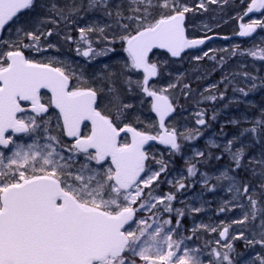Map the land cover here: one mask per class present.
<instances>
[{"label": "snow or ice", "instance_id": "1", "mask_svg": "<svg viewBox=\"0 0 264 264\" xmlns=\"http://www.w3.org/2000/svg\"><path fill=\"white\" fill-rule=\"evenodd\" d=\"M208 2L217 3V0ZM130 3L135 5L129 9L132 15L124 17L119 7L114 13L106 10L105 14H114L118 24L120 19H127L135 25L134 30H129V24H120L127 34L119 39L127 45L124 49L128 55L125 69L142 73V79L128 77L126 84L129 92L135 86L144 97L151 98L150 110L156 114L158 122L145 127H158L156 135L125 122V113L133 105L123 103L118 95L112 98L113 110L106 114L98 107L102 88L88 85L82 74L78 76L67 65L53 66L52 60L38 62L25 55V49L42 51L41 44L53 35L52 29L26 30L19 26L15 28V40L0 41V45L8 49L0 51V146L10 153L5 155L0 150V264H204L203 249L190 248L186 243L195 237L197 228L191 230V236L180 231L185 213L173 208L175 194L153 195V185L158 187L167 165L161 161L158 162V171L147 168L149 155L144 146L149 141L159 140L179 152L181 137L194 140L202 135L198 129H186L180 133L175 127L166 126V119L176 111L167 94L174 85L159 89L150 87L149 81L160 74V67L150 60V53L153 49H166L172 57H180L186 49L203 45L212 37H188L186 14L193 9L181 0H130ZM106 5L107 0L88 2V8ZM36 7V0H0V32L11 31L22 13ZM198 7L205 9L204 0ZM156 9L159 11L154 12ZM262 9L264 0H250L245 15ZM49 11L68 19L63 9L53 6ZM75 11L78 9L73 7L68 13ZM107 27L98 24L80 27L76 42L83 47L76 48L77 54L93 60L114 51L94 46L97 40H108ZM258 28H264V20L241 24L239 35L250 36ZM65 39L72 40L73 37L69 35ZM47 47L55 48L56 45L49 43ZM247 54L264 60V48L250 49ZM203 55L208 56V52ZM230 55H237V50ZM202 58L197 56L194 59ZM112 75L114 73H109L105 79L110 80ZM243 75L250 77L247 72ZM250 79L253 83L249 90L256 88V77ZM224 80L227 81L228 77ZM42 89L51 94L47 102H42ZM235 90L248 95L244 88ZM223 95L220 93V98ZM206 99L215 101L217 96L210 95ZM25 101L30 102L29 107L22 105ZM50 106L58 109L54 127L52 117L44 118ZM29 111L32 114L26 115ZM204 117L203 110L197 113L196 123L207 126ZM86 121L91 126L87 132H82ZM137 123H141L139 118ZM258 130L264 136V119L256 121L252 128L244 129L240 136ZM122 133L130 134V138L122 139ZM16 134L27 135L32 142L21 143ZM63 137L73 138L72 143L64 144ZM239 141L240 137H233L223 145L214 140L208 143L222 147L223 153L238 169L247 147L243 144L235 147ZM205 155L203 151L195 153L196 157ZM80 156L83 163L78 160ZM255 162L264 169V159ZM187 171L190 176H195V164H191ZM229 171L232 169H226L217 180L231 181L232 187L228 190L234 191L237 197L246 196L254 220L258 211L254 190L250 193L248 183L237 185L236 178L230 176ZM261 176L264 178V171ZM177 183V190L185 188L184 183ZM260 188V195L264 196V183ZM220 210L224 211V208ZM260 211L264 213V208ZM172 214H175V222ZM249 219V213H245L243 219L233 223L244 224ZM261 227L264 229V220ZM199 229L217 231L208 225H200ZM260 235L259 240H247V243L264 246V230ZM219 236L225 242L215 241L218 247L210 252L215 259H209L208 264H234L231 240L246 239L244 233L240 232L229 240V227L225 226ZM257 260L264 264V256H258Z\"/></svg>", "mask_w": 264, "mask_h": 264}, {"label": "rangeland", "instance_id": "2", "mask_svg": "<svg viewBox=\"0 0 264 264\" xmlns=\"http://www.w3.org/2000/svg\"><path fill=\"white\" fill-rule=\"evenodd\" d=\"M36 2L37 7L34 10L27 11L23 15L19 16L18 23L13 25V29L11 31L5 29L1 41L15 40L17 38L15 35V28L19 26H23L26 30H33L37 27H39L42 31L52 29L53 35L48 37L47 40L43 41L41 44L43 50L40 52H36L34 50L30 53V56H28L29 58L45 63L49 62V60H52L54 66L67 65L71 70H74L78 76L82 74L84 79L88 82V85L95 86L98 89L102 88L103 91L99 93V106L102 111L106 112V114L113 110V104L111 101L114 95H118L123 103L133 105V107L127 110L125 113L126 123H133L141 130L147 128L145 125H153L155 123V119L153 118L152 112L150 110V101L144 97L135 86H133L132 91L129 92L128 85L126 84L128 77H131L133 80L142 79V75L139 72H132L125 69L124 64L128 60V55L127 52L124 51L125 46L119 45L123 42V40L119 39V37L122 36L121 34H123V29L120 27V24H125V22H127V24L131 23L126 19H120L118 24V18L114 14L113 16L115 17V22L111 23L112 16L106 15L100 9L109 8V11L114 13L117 7H119V10L123 12L124 17H127L132 15L129 9L130 7H135V5H132L130 0H107L106 6L89 8L88 12L80 14L78 19L74 17L73 22L72 16L68 15V19L56 17L57 13L55 11L49 10L55 6L57 9H63L67 15V6H72L78 9L80 6L87 4L83 3L85 0H37ZM58 2L60 5L63 4V7H59ZM200 2L201 0H181V3H185L193 9L192 12L187 13V17H190L192 22L191 24H188V29L190 28L192 30H197L202 33V36L204 34L211 33L220 27L226 28L232 24L234 20L236 21V18L239 14V12L234 13V8L230 4V0H217V3H210L208 0H204L205 9H199L198 5ZM41 5H43V7H41ZM153 11L158 12L159 10L156 9ZM255 19L264 20V14L261 17ZM41 20L46 22L40 23ZM53 20L57 21V23L53 24ZM59 20H65L67 24L66 26L68 28L63 27L62 30L60 27L57 28L56 26H58L60 23ZM89 24H98L101 27H104L105 25L109 26L105 31V34L108 36V40H97L95 44L99 42L98 44L100 47V43L108 42V45H111L109 48L113 49L114 51L109 52L106 56H98L93 60L77 54L76 48L78 46L83 47L82 44L78 45L76 42L79 39L78 29ZM72 28L74 31H76V35L74 41H72V44L70 45L68 44V40H66L65 37L71 33ZM117 33L120 36H116ZM49 43L56 45V47L48 48L47 44ZM255 48H264V28H259L258 34L247 42H240L237 40L212 41L200 51L190 53L187 60L194 61L196 60L194 58L197 56L203 57L199 61L206 60L207 56L203 55L205 52H208V57L212 55L215 56V58H221L224 55H229L233 57L234 62L231 66L237 71L244 73L247 72L249 74L251 73L252 75L250 74V76L253 77L264 76L262 60L252 57L248 54H243V52L248 53V50ZM234 49L237 50V55H230ZM6 50H8L6 47L0 45V51ZM249 58H253V60H255L252 64L256 67H251L249 65ZM55 61H60L63 63L57 64ZM163 63L169 71V63L165 61ZM105 65H107V68H105ZM109 73H114V75L111 76L110 80H107L105 77H107ZM240 74L243 75V73ZM176 76L179 77V74H176ZM226 76L229 77V82L226 84L227 87L225 88V92L228 87H231L234 90L233 92H235V89L237 88H244L245 91L248 92V95L245 96L242 93L236 91V95L231 96L227 100L228 103H226V105L221 103V108L219 110L216 108H212V110H218L219 116H221L219 120L221 123H233L235 121L234 124H236L253 121L255 116L250 113L248 108L256 110V113L258 112L259 115V110H262L263 105L261 102H259L258 98L250 99V96L255 90V88L249 90L251 86L249 81L251 79H247L244 75L242 78L236 79L232 76H229L228 72L224 75V77ZM165 78L168 79L169 74H167ZM75 83L76 81H73V84ZM110 88L113 89V91H109ZM117 90L121 93H117ZM44 100L47 101L48 98L44 97L43 95V101ZM142 100L143 103H141ZM240 102H242L244 105H242ZM243 106H245V110ZM197 113L199 112H182L178 114L175 119L169 122V127H175L180 133H184L186 129H198L202 135H199L194 140H185L183 137H181L178 140L181 144V149L179 152H176L175 150L152 147L148 152L149 160L147 168H150L152 171H158L160 168V164L158 162L161 161L167 165V171L161 174L158 187L153 185V195L161 196L168 193L175 194L176 199L172 201L173 208L182 209L185 213L184 217L181 218L180 231L185 236H191V230L194 227L197 228L195 237H193L191 241H186V243L190 248H202V259L204 260V264H208L209 259H215L214 257L210 256L211 249L218 247L215 244V241L221 240L222 238L219 235H215L216 232L212 231H202L203 235H201V229H199V226L206 224L208 226H212V216L215 209L220 208L221 205H224L231 212L235 207L234 204L239 201L240 197H237L234 191L230 192L228 190L230 187H232L231 181L226 179L217 180V177H219L226 169L215 168V166L212 167L210 161L208 162V168H202L200 163L201 157L195 156L197 151L205 152L204 148L206 147L214 148L208 143L209 140H214L216 144H221V140L227 141V139H225L226 135L224 133L223 135L216 132L203 133L201 125L196 123ZM31 114L32 113L30 111L26 113V115ZM56 115L57 114L55 113L49 115L53 119V127L55 126ZM49 116L45 117V119H47ZM137 118H139L141 123H137ZM238 137L242 138L243 136L238 135ZM19 138V142L21 143L32 142V139L27 135L21 136ZM125 139H127V137ZM240 141L243 142L242 140ZM62 142L64 144L72 143V141H69L66 137L62 138ZM0 150H3L5 155L10 154L7 149L0 148ZM78 160L80 163L84 162L82 156L78 157ZM191 164H195L196 166L197 173L195 176H190L188 174L187 169ZM228 174L233 176L231 171H229ZM205 180H207V183H205ZM169 181H171V183H169ZM177 182L184 183L185 188L177 190ZM235 182L237 185H240L236 180ZM208 194H211V197L208 198ZM193 208H200L201 211L193 212L191 211ZM222 208H224V211L220 210L221 214L226 211L225 207ZM172 216L173 221L175 222V214H172ZM205 218L207 220H211L212 222L207 221L206 224H204L203 220H205ZM227 227H229L228 239L231 240L233 237L231 233L233 227L231 225H227ZM199 235L203 236V238L206 237L207 240L203 241ZM175 238L176 237H174V239ZM234 241L235 240H231L233 245ZM224 242L225 241H221V244Z\"/></svg>", "mask_w": 264, "mask_h": 264}, {"label": "trees", "instance_id": "3", "mask_svg": "<svg viewBox=\"0 0 264 264\" xmlns=\"http://www.w3.org/2000/svg\"><path fill=\"white\" fill-rule=\"evenodd\" d=\"M248 1L249 0H230V4L234 8V13L242 12L243 10H245ZM88 2L89 0H85V2L83 3L87 4L80 6V8H78V11L72 12L71 14L68 13V10L73 7L67 6V15L72 16L73 22L74 17L78 19V16H80V14L88 12ZM58 6L63 7V4L60 5L58 2ZM100 9L103 11V13H105L106 10L109 11V8ZM56 17L60 16L56 14ZM114 19L115 17L112 15L111 23L115 22ZM59 21L60 23L58 26H56L57 28L60 27V29L62 30L63 27H67L65 20ZM187 23H192L190 17H188ZM125 24H127V22H125ZM134 27V23L129 24V30H134ZM231 28L232 25L227 26L225 29L229 30ZM188 30L190 35L193 37L197 38L202 36V33L197 30H192L190 28ZM122 31L123 34L121 35L127 34L124 30ZM69 35L73 37L72 40H68V44L71 45L72 41H74L75 39L76 31H74L72 28ZM206 35L207 34H204L203 36ZM116 36L120 35L117 33ZM25 43H27V41H25ZM98 43L95 44V47L98 49L105 47L109 48V46H111L108 45V42H102L100 43L101 46L99 47ZM119 45L124 46L125 41H123L122 44ZM32 50L33 49H25L24 51L26 54H30ZM243 54H247V52H243ZM188 56L183 57L181 60H174L164 53L157 52L154 53L151 58L152 62L157 63L160 67L159 77L157 80H155L153 87L159 89L167 88L170 84L174 85V87L169 88L167 94L177 108V115L182 112L192 111L195 113L203 110L205 112L204 118L207 120V126H201V129H203V133L216 132L222 135L224 133L226 135L225 139L227 140L231 139L232 137H238V135H240L244 129L252 128L256 121L264 119V76L256 77L254 81V83L256 84V88L250 96V99L258 98L259 102H261L263 105L262 110H259V115L258 112L256 113V110L248 108L250 113L255 116V119L253 121L236 124L229 122L221 123L219 121L221 116H219L218 113V110L221 108V103H224L226 105V103H228L227 100L231 96L236 95V91L233 92L234 90L231 87H228L225 92V88L227 87L226 84L229 82V77L228 80L225 81L224 75L228 72L229 76L237 79L242 78L243 75H241L240 73L244 72L237 71L234 67L231 66L234 62L233 57L229 55H224L221 58H215V56L211 55L210 57L207 56L206 60L203 61L194 59V61H189L187 60V58H189ZM213 57L215 59H213ZM222 58L223 63L221 64ZM164 61L169 63V71L163 63ZM254 61L255 60H253V58H249V65L251 67H256L252 64L254 63ZM262 63V67L264 69V60H262ZM167 74H169L168 79L165 78ZM176 74H179V77H177ZM250 77L246 78L250 79ZM249 82L253 83L252 80H250ZM212 85H216V87L212 88ZM220 93L224 94L223 98H220ZM210 95H216L217 99L215 101L206 99V97ZM240 103L242 104V102ZM212 108H216L218 110H212ZM243 108L245 110V106H243ZM213 114H215V119H212ZM156 128L157 127H148L145 131L153 132ZM240 140H242L243 142L239 141L235 145V147H240L241 144L247 146L245 149L246 154L244 160L242 161L241 168H235V165L232 163L230 157L226 153H223L222 147L204 148L206 155L205 157L200 158V163L202 168H208V162L210 161L212 167L215 166V168L220 169H232L231 172L233 176L241 186L244 183H248L250 185V193L254 190L255 194L253 198L258 202V211L256 213V218L254 220L251 219L250 209L246 196H240V202L238 201L234 204L235 207L231 212L226 208V206L221 205L220 208H216L213 213V222L211 220H207L206 218L203 221L204 224H206L207 221L212 222V226L209 227L217 228V231L215 233V235L217 236L219 235V231L227 225H231L233 227L231 230L232 236H237L240 232H243L246 239L241 238L234 241V251L231 253L234 264H251L252 261H256V264H259L257 257L264 256V246L258 243L249 245L247 243V240H259L261 238V231L264 230L261 227V221L264 220V213L260 211V209L264 208V196L260 195V185L261 183H264V178H262L261 172L264 171V169H262L261 166L255 162L264 159V136L260 135L259 130L257 133L253 134L245 132ZM226 142V140H221V144L219 145H223ZM208 153H210L211 155H208ZM217 156H222V158L216 159ZM250 160H252L253 162L249 163ZM207 197H211V194H208ZM240 205H243V207H241ZM222 207H225L226 211L221 214L220 209ZM245 213H249L250 215V219L248 221H246L244 224L233 223V221L243 219ZM202 231L205 230L201 229V235H203ZM201 235H199V237L203 241H206V237L203 238V236Z\"/></svg>", "mask_w": 264, "mask_h": 264}, {"label": "water", "instance_id": "4", "mask_svg": "<svg viewBox=\"0 0 264 264\" xmlns=\"http://www.w3.org/2000/svg\"><path fill=\"white\" fill-rule=\"evenodd\" d=\"M264 12V9H262V10H260V11H254V12H251V13H247V15H245V13H244V15L240 18V25L242 24V21H243V19H245V18H248V17H250V16H252V15H255V14H261V13H263ZM185 23H186V20H185ZM185 28H186V25H185ZM187 30V29H186ZM257 31V30H256ZM256 33V32H255ZM255 33H253L252 35H254ZM1 34H2V32H0V37H1ZM188 35V34H187ZM252 35H250V36H252ZM234 37H236V38H241V39H245V38H247V37H249V36H240L239 35V33H237ZM206 41H208V40H206ZM127 46V45H126ZM202 45H200V46H197L196 48H199V47H201ZM191 49H195V48H191ZM157 50H159V51H163V52H166V53H168L170 56H171V54L166 50V49H153V51H152V53L154 52V51H157ZM190 49H186L182 54H181V56L180 57H172V58H175V59H180L181 57H182V55L184 54V53H186L187 51H189ZM152 53H150V55L152 54ZM157 77H154V78H152L150 81H149V85H150V83L154 80V79H156ZM42 90H46V89H42ZM41 90V91H42ZM48 91V90H47ZM49 92V91H48ZM50 93V92H49ZM151 99V98H150ZM25 102H27V101H25ZM57 111H58V109H56ZM154 113V112H153ZM155 114V113H154ZM175 114V112L171 115V116H173ZM156 115V114H155ZM170 116V117H171ZM157 117V116H156ZM169 117V118H170ZM169 118L168 119H166V121H165V123H166V126H167V121L169 120ZM157 120H158V117H157ZM87 123H89L90 124V122H88V121H86ZM85 122V123H86ZM84 126V125H83ZM83 126H82V128H83ZM11 131V130H10ZM124 133H122L121 134V136L123 135ZM129 136H130V134H129ZM70 139H73V138H70ZM158 144V145H161V146H164V147H168V148H170V146H168V145H164V144H162V143H160L159 142V140H156V141H149L148 142V144H146L145 146H144V150L145 149H147L150 145H152V144Z\"/></svg>", "mask_w": 264, "mask_h": 264}, {"label": "flooded vegetation", "instance_id": "5", "mask_svg": "<svg viewBox=\"0 0 264 264\" xmlns=\"http://www.w3.org/2000/svg\"><path fill=\"white\" fill-rule=\"evenodd\" d=\"M247 23H248V21H247ZM235 30L237 32L238 31V27H236ZM219 37H224V36H219ZM218 39L224 40L223 38H218ZM44 97H47L48 98V96L46 94H44ZM44 102H47V101L44 100ZM49 114H52V112H50Z\"/></svg>", "mask_w": 264, "mask_h": 264}]
</instances>
